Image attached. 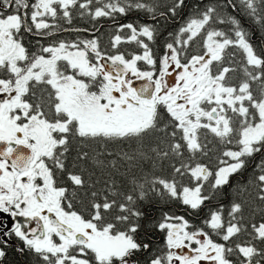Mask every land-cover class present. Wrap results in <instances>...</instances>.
Masks as SVG:
<instances>
[{"label":"snow or ice","instance_id":"1","mask_svg":"<svg viewBox=\"0 0 264 264\" xmlns=\"http://www.w3.org/2000/svg\"><path fill=\"white\" fill-rule=\"evenodd\" d=\"M185 7L0 0V264H264V0Z\"/></svg>","mask_w":264,"mask_h":264},{"label":"trees","instance_id":"2","mask_svg":"<svg viewBox=\"0 0 264 264\" xmlns=\"http://www.w3.org/2000/svg\"><path fill=\"white\" fill-rule=\"evenodd\" d=\"M198 2V0H185V4L187 7H185L180 14L175 17V19H167V20H160L159 22V27L161 31L163 32L164 36H166L169 32H173L178 27L180 24L183 23V21L190 15L191 10L193 6ZM206 2V0H205ZM229 11H232L229 9ZM233 15H237V17L242 21L243 26L246 29H249L252 31V40L254 43H257L260 37V33L258 29L255 28L254 25L250 22V20L243 15H240L238 13H233ZM122 23L128 22L127 20H124L123 18L121 19ZM154 23V22H153ZM102 25L100 28V31L96 33V35L102 37V42L107 43L108 40V35L109 33L113 30V24L112 21L107 20V19H101L98 22V26ZM76 28H88L90 31L89 32H81L79 33L80 36L84 38H90L91 37V32L93 31L92 29V22L88 20H82L80 18H75L73 20V25ZM65 27H69L68 25H65ZM78 34L74 32H68V33H63L59 36L56 37V39H75ZM47 43V41H44ZM162 50V49H161ZM249 171H251V167L249 168ZM247 178V175H245V179ZM233 184L236 183L235 178L232 181ZM231 189L228 187H225L224 192L225 195L219 198L220 203H223L225 205L228 204V202L231 200V196L228 195L230 193ZM208 203V202H206ZM172 210L177 212L179 215H185L187 219L191 221L193 218V215L186 213L182 206L180 205H174L172 206ZM143 211L146 213V219L142 221L143 227L137 237L138 240L141 241H146V242H162V234L159 232H156L154 229H151L150 226V221L154 220L155 218L159 217V212L157 208L154 205H148L145 204L143 207ZM207 212V209H204V211H201L199 216L202 214L205 215ZM145 232H148L149 235L146 237ZM0 239H3L0 237ZM17 241L13 238L10 240L6 245H3L4 250L6 251V257L3 260V264H28L29 257L27 253L25 254H20L16 251V245Z\"/></svg>","mask_w":264,"mask_h":264},{"label":"flooded vegetation","instance_id":"3","mask_svg":"<svg viewBox=\"0 0 264 264\" xmlns=\"http://www.w3.org/2000/svg\"><path fill=\"white\" fill-rule=\"evenodd\" d=\"M204 215L202 214L200 217H203ZM191 221H193V218L191 219ZM194 223H199L200 222V220H199V218H197V219H195L194 221H193Z\"/></svg>","mask_w":264,"mask_h":264},{"label":"rangeland","instance_id":"4","mask_svg":"<svg viewBox=\"0 0 264 264\" xmlns=\"http://www.w3.org/2000/svg\"><path fill=\"white\" fill-rule=\"evenodd\" d=\"M6 219V218H5Z\"/></svg>","mask_w":264,"mask_h":264}]
</instances>
